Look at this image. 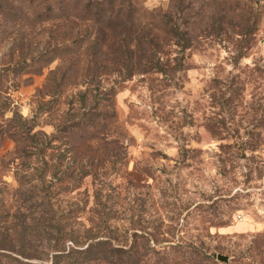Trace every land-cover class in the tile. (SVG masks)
Segmentation results:
<instances>
[{
	"label": "rangeland",
	"instance_id": "obj_1",
	"mask_svg": "<svg viewBox=\"0 0 264 264\" xmlns=\"http://www.w3.org/2000/svg\"><path fill=\"white\" fill-rule=\"evenodd\" d=\"M108 20L117 26L106 27ZM92 58L110 62L86 77ZM115 58H127L140 73L129 77L121 64L112 65ZM74 62L63 95H44L45 84L60 82L48 74ZM88 90L81 116L90 111L106 125L99 134L109 132L122 148L116 162L92 169L96 176L60 185L61 210L85 207L70 223L111 228L128 247L135 231L160 233L156 242L137 238L138 246L182 242L176 250L137 256L141 264L165 258L264 264V0H0V133L15 112L35 124L32 133L47 134L46 141L58 133L43 151L45 171L41 156H25L6 135L0 138V214H10L0 229L12 227L17 213L31 216L32 235L9 237L7 244L41 254L27 259L13 252L14 260L2 264H21L16 258L51 264L56 188L44 199L41 172L47 183L68 166L78 174L81 136L57 129L73 116L69 102L81 105L80 93ZM114 110L116 122H108ZM189 244L199 251L186 252Z\"/></svg>",
	"mask_w": 264,
	"mask_h": 264
},
{
	"label": "trees",
	"instance_id": "obj_2",
	"mask_svg": "<svg viewBox=\"0 0 264 264\" xmlns=\"http://www.w3.org/2000/svg\"><path fill=\"white\" fill-rule=\"evenodd\" d=\"M113 4V3H112ZM102 7L98 9L96 13L101 12ZM112 11V10H111ZM104 21V20H103ZM116 20H108L106 22V27H111V29L117 24L113 23ZM102 22V20H98L97 23ZM105 36V35H104ZM103 36V37H104ZM100 39V38H99ZM138 38L133 37V41L137 40ZM138 41H141L140 39ZM101 45H104V42H102ZM96 46H89L87 48V51L94 49ZM111 48L112 47H108ZM90 54V53H89ZM88 54V55H89ZM94 54V53H92ZM127 58H130L129 56ZM127 58L124 60L123 63H121L118 59L120 58H115L113 61L112 65L116 66L117 64H121L122 68L127 70V74L129 77L136 73H140L139 69H133V63L129 62ZM58 58H53L52 60H55ZM59 59H61L59 57ZM124 59V58H123ZM127 61V62H126ZM89 64L87 65L86 68V77H90L91 75H95L101 71H104L105 68L109 65L108 63L110 60L100 62L96 59H90L88 60ZM78 62H74L73 64L71 63L68 68H63L61 66L57 67L55 70H52L48 74V78L50 80H53L55 83L60 79V82L56 83L54 86H47L45 84L44 89V95H51L53 96H58V95H63L64 92V83L67 78L68 73L66 72L71 69L72 66H76ZM119 74L122 73L121 70H118ZM93 73V74H91ZM96 76V75H95ZM47 78V80H48ZM48 82V81H47ZM86 83V82H85ZM72 85H77V83H73ZM91 91H84L80 93L81 95V105L75 104L76 101L69 102L70 104V113H73V116L71 119H68V121L61 127L57 129V132H60L64 135H68V137H72L73 134L77 132L81 136V143L83 145L79 146V142H75L72 140H69L70 145L77 149L78 146L80 147L79 151L82 154L81 160L79 162V168L75 167V169L78 170V174H75V171H71V166L67 167V171H63L64 174L63 176H58V174H53L52 180L47 183L45 180V174L42 170L41 172V182H42V187L44 188L45 191V196L44 199L47 197L49 193H51V188L55 186L56 188V195L55 197V202L53 203L54 207L56 209L54 210V214L49 218L52 221L57 223V226L54 225L51 228H54V232H52V236L49 238L51 240L50 247H48V251L53 252L51 253L52 256V261L51 264H63L62 261L66 259L65 264H141L140 260L136 259L137 256H146L149 255L150 253L153 254H161L162 250H176V248H179L180 245L182 246V242H177L171 243L172 241L170 240H164V242H170L171 244H166L165 246H161L160 249L157 248H152L150 246H145V245H137V238H143V239H150L154 242L155 237L157 234H160L158 232H149V231H143L140 235L138 234L137 231H135L132 234L133 238V243L128 247L127 244L124 243H119V239L117 236H114V232L111 228H105V230H100V226H90L86 227L83 225V223H79V227L76 228L72 223H70V220H77L80 219V215L83 213L84 210L83 208L77 206L76 208V203L70 207L68 210H61V202L60 199L57 198L56 201V196L59 195L63 187L60 185L63 182H67L70 179L76 181L78 179V182L80 179H84L87 176H96L94 173V167L96 165H100L105 163L106 161L110 162H116L114 157L118 156L117 155V148H122L120 146V140L117 138H112L111 134L108 132L107 134L100 135V129L101 127H104L106 125L100 124V121H97L91 116L90 111L89 112H82V116L80 114V108L84 107L86 108V104L88 105V99L91 96ZM80 101V100H79ZM113 105V104H111ZM111 108H114L111 106ZM110 116H108L110 120L108 122H116L117 119V114L114 111L109 113ZM78 117V118H77ZM8 125L6 128L3 129V132L0 133V138L3 135H6L8 139H10L14 143V150L22 154H25V156H30L29 152L31 154H36L37 157L40 156L42 157L40 160V163L43 164L44 166V171L46 170L45 168L49 165L48 160H45L44 153L43 151L45 150V147L50 144V142L55 138L57 139L58 133L53 134L52 140L46 141L44 137H49L47 134L40 132L38 133H32L33 125L29 124V119L24 118L21 114L18 112H15L13 118L7 120ZM11 122V123H10ZM1 125V124H0ZM1 127V126H0ZM82 131V132H81ZM104 133V132H103ZM38 135H41V138H37ZM67 137V136H64ZM101 143L104 145V148L102 146L103 151L100 153H94L97 151H94L95 148L98 149V146L101 145ZM91 144H96V147H92ZM77 147V148H76ZM32 150V151H30ZM37 151V152H35ZM73 151V150H72ZM39 161V160H38ZM43 168V167H42ZM80 169V170H79ZM57 170V166H55V171ZM61 173V172H59ZM44 177V178H43ZM77 177V178H76ZM96 180V178H94ZM65 187V186H64ZM77 184H75V189ZM2 188L0 187V194H2ZM34 195H32L33 197ZM96 203L98 205H101L100 198L98 196L96 197ZM47 203H51V197L48 198ZM24 202H27L26 199ZM60 202V203H59ZM5 201L3 199H0V209L2 210V207L4 206ZM52 205V204H51ZM52 205V206H53ZM5 211V210H4ZM3 211L2 214H0L1 222L6 223L7 218L10 216V214L7 212L5 213ZM29 215H26L25 213H22V218L19 219L18 213L16 215H13V218L15 219L16 223L13 224L12 227H7L5 229H0V264H2L3 259H8V260H14L12 257V253L15 252L18 254V258H27V259H32V258H37L41 259V254H37L35 252H32L30 248L26 245H19L17 247V244H7V239L11 237L13 239L14 237H20L26 238L32 235L33 230H32V223H34L33 220H31ZM62 222L68 223L66 226L62 225ZM105 223V222H104ZM1 225V224H0ZM82 226V227H81ZM21 228V229H19ZM96 230V232H93ZM105 231V232H104ZM158 231V230H157ZM100 233H108L109 235H99ZM10 239V241H11ZM68 240H70V245L66 246ZM149 245V244H146ZM140 248H142L143 252L141 255L140 254ZM197 252L199 251L198 248L194 244H189V248L185 249L186 252ZM37 251V250H33ZM44 252L42 253H45ZM178 250L176 251V253ZM127 255V258H125ZM218 254H215L214 257H217ZM179 256L178 258H180ZM64 259V260H63ZM166 260L161 263V264H180L177 260L174 261V258H165ZM16 260L19 261L21 264H27L26 261H21L20 259ZM193 260V259H192ZM158 264V263H157Z\"/></svg>",
	"mask_w": 264,
	"mask_h": 264
},
{
	"label": "water",
	"instance_id": "obj_3",
	"mask_svg": "<svg viewBox=\"0 0 264 264\" xmlns=\"http://www.w3.org/2000/svg\"><path fill=\"white\" fill-rule=\"evenodd\" d=\"M217 259L221 262H225L228 263L229 262V256L225 255V254H218L217 255Z\"/></svg>",
	"mask_w": 264,
	"mask_h": 264
}]
</instances>
